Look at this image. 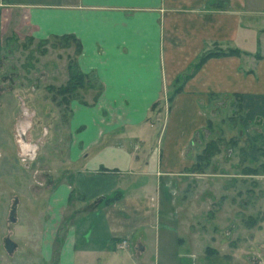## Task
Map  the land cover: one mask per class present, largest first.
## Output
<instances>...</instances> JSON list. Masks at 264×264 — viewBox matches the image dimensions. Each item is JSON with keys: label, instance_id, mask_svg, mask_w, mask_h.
Here are the masks:
<instances>
[{"label": "crops", "instance_id": "1", "mask_svg": "<svg viewBox=\"0 0 264 264\" xmlns=\"http://www.w3.org/2000/svg\"><path fill=\"white\" fill-rule=\"evenodd\" d=\"M0 7L17 32L76 36L82 68L96 69L104 85L70 104L67 170L49 196L41 228L44 259L254 264L240 238L222 250L196 231L191 213L197 208L182 203V191L194 175L190 145L207 123L200 102L210 94L239 97L249 129L264 133L259 0H0ZM211 48L240 54L211 57L193 72ZM189 68L164 122L149 120L154 102L170 100ZM87 97L93 105L82 102Z\"/></svg>", "mask_w": 264, "mask_h": 264}, {"label": "rangeland", "instance_id": "2", "mask_svg": "<svg viewBox=\"0 0 264 264\" xmlns=\"http://www.w3.org/2000/svg\"><path fill=\"white\" fill-rule=\"evenodd\" d=\"M259 7L264 9V0ZM80 54L76 40L67 47L62 36L40 39L25 29L15 31L0 7V264H52L42 254L41 228L49 196L67 170L72 109L58 105L61 96L54 100L50 88L67 84L72 63L87 75V85L75 97L104 89L96 69L82 68ZM191 71L177 77L171 95ZM89 97L82 102L93 105ZM171 103L154 102L149 120L162 124ZM200 106L207 123L190 145L194 175L183 182L182 203L197 208L191 213L196 231L209 241L213 237L217 248L240 238L248 262L259 264L264 262V133L249 129L235 95L210 94ZM210 141L218 143L219 152L197 168V157ZM7 239L16 244L13 252Z\"/></svg>", "mask_w": 264, "mask_h": 264}, {"label": "trees", "instance_id": "3", "mask_svg": "<svg viewBox=\"0 0 264 264\" xmlns=\"http://www.w3.org/2000/svg\"><path fill=\"white\" fill-rule=\"evenodd\" d=\"M62 38L64 40H66L67 47L69 46V42L71 40H76L77 41V44H78V53L82 51V45H81L80 41L77 40L76 36H74V35H65V36H62ZM233 54L234 55H238V54H240V52L238 50H230V51L212 50V51H208L205 54H203L196 61V63H194V65H193V72H195L197 69H199L211 57H217V56H222V55H233ZM69 73H70V75H69V79L67 81V84H65L64 86H60L58 88H55V87H51L50 88V90L54 93L53 99L54 100H58V96L59 97L61 96V99L58 100V105H60V106L64 105L66 108H69L70 107L71 101L74 99V97L77 94V92L80 89H83L87 85V75L84 74L79 69H77V71H76L75 70V66H73L72 63L69 65ZM191 75H192V73L191 74H188L185 77L184 82ZM179 81H180L179 79L176 80L177 84H178ZM183 83L181 85L177 86L176 90L174 91V93L170 97V102L173 100L174 95L181 90V88L183 86ZM239 100H240V98H239ZM217 152H219L218 143L215 142V141H210L207 144V146L205 147L203 153L200 154L197 157L196 167L197 168H199V167L200 168H204L205 166H207L208 164H210L211 158ZM117 198H118V196L116 194V196H113L111 198H108L106 200V202L115 201Z\"/></svg>", "mask_w": 264, "mask_h": 264}, {"label": "water", "instance_id": "4", "mask_svg": "<svg viewBox=\"0 0 264 264\" xmlns=\"http://www.w3.org/2000/svg\"><path fill=\"white\" fill-rule=\"evenodd\" d=\"M12 214H14V210L12 211ZM12 219L15 220L14 217H12ZM6 246H7V249L9 250V252H13L15 250L16 244L12 240L7 239L6 240Z\"/></svg>", "mask_w": 264, "mask_h": 264}, {"label": "built area", "instance_id": "5", "mask_svg": "<svg viewBox=\"0 0 264 264\" xmlns=\"http://www.w3.org/2000/svg\"><path fill=\"white\" fill-rule=\"evenodd\" d=\"M127 241H124L120 247H124L126 245ZM259 264H264V262H259Z\"/></svg>", "mask_w": 264, "mask_h": 264}]
</instances>
